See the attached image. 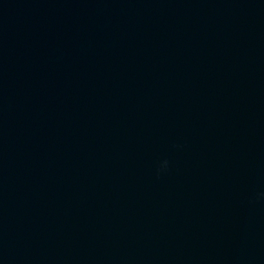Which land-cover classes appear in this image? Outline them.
I'll return each mask as SVG.
<instances>
[{
    "label": "water",
    "instance_id": "obj_1",
    "mask_svg": "<svg viewBox=\"0 0 264 264\" xmlns=\"http://www.w3.org/2000/svg\"><path fill=\"white\" fill-rule=\"evenodd\" d=\"M0 264H264V0H0Z\"/></svg>",
    "mask_w": 264,
    "mask_h": 264
}]
</instances>
